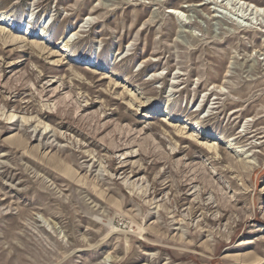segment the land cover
Instances as JSON below:
<instances>
[{
	"label": "rangeland",
	"instance_id": "1",
	"mask_svg": "<svg viewBox=\"0 0 264 264\" xmlns=\"http://www.w3.org/2000/svg\"><path fill=\"white\" fill-rule=\"evenodd\" d=\"M0 264H264V0H0Z\"/></svg>",
	"mask_w": 264,
	"mask_h": 264
},
{
	"label": "bare ground",
	"instance_id": "2",
	"mask_svg": "<svg viewBox=\"0 0 264 264\" xmlns=\"http://www.w3.org/2000/svg\"><path fill=\"white\" fill-rule=\"evenodd\" d=\"M171 13H173V14H175V13H177V11L176 10H171ZM3 19H6L7 17L6 16H3L2 17ZM5 21V20H4ZM45 25V24H44ZM44 25H43V28H42V32H41V35L42 34H45V33H43L44 32V30H45V27H44ZM28 31V30H27ZM26 34H27V32H26ZM73 35H75L74 33H73ZM71 38V37H70ZM73 38V37H72ZM162 121L163 122H166L167 121V119L166 118H163L162 119ZM182 129H187V126H185V124L183 125V127H182ZM243 132V131H242ZM201 137H203V135H201ZM204 144V143H203ZM202 146V145H201ZM204 146V148H206L209 152H211V153H214L216 150H215V146H216V143L215 142H213L212 144H204L203 145ZM240 148V147H239ZM242 151V150H241ZM247 151H245V153H246ZM251 157H253V155H250V156H248L247 158H251ZM249 165H252V166H258V163L256 162V160L254 159V160H251V161H248L247 162ZM239 165H238V167L242 170H246V166L244 165V164H242V163H238Z\"/></svg>",
	"mask_w": 264,
	"mask_h": 264
}]
</instances>
